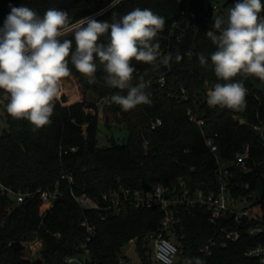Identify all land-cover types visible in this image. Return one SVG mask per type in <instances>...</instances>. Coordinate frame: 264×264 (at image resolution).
I'll return each mask as SVG.
<instances>
[{"label": "trees", "instance_id": "obj_1", "mask_svg": "<svg viewBox=\"0 0 264 264\" xmlns=\"http://www.w3.org/2000/svg\"><path fill=\"white\" fill-rule=\"evenodd\" d=\"M110 3L111 0H0V27L10 12V5L30 7L41 16L49 8L65 10L75 22L99 13ZM261 3L264 4V0ZM137 7L150 8L165 19L164 29L156 38L160 50L164 51L157 63L164 55H173V60L168 65L160 64L158 70L142 62H132L136 69L132 85L139 84L143 77L150 104L123 110L112 102L111 97L126 95L127 90L106 85V73L98 58L95 60L97 72L91 78L93 82L89 83V78L76 71L69 57L71 75L83 90L82 100L63 104L62 96L55 102L51 124L36 131L27 120L14 119L5 110L6 125L0 133V182L16 191L58 187L62 195L40 216L38 194L20 203L0 194V262L27 264L18 258V241L38 233L44 248L38 260L31 264H67L65 256L81 251L85 229L79 219L86 213L95 228L89 242L87 264H122L119 258L131 240L136 242L141 264H151L152 249L147 235L161 228L163 210L150 207L130 208L120 214L107 211L101 219L97 212H83L70 196V189L98 198L119 185L138 187L152 182L176 185L183 179L193 189L209 190L215 187V161L205 144L206 136L214 137L220 153L228 158H234L248 143L256 160L264 159V141L259 133L264 126V81L254 76L234 78L233 82L242 81L248 90L247 106L242 112L210 107L208 91L216 83H223L215 76L210 59L217 49L206 32L213 29L199 16L196 27H186L183 31L176 29L170 34L182 7L180 0H122L115 8H106L102 15H96V19L109 21L113 12L123 15ZM260 15L264 16V10ZM67 38L72 39L74 51L73 35L69 34ZM101 42L106 44L107 37H101ZM177 52L182 56L179 62L174 59ZM199 54L206 57V65L200 64ZM161 77L165 78V86L160 85ZM182 88L187 98H181ZM89 90L104 100L106 125L109 126L108 113H111L127 130L123 143L99 146L98 106L87 98ZM6 95L0 90V108H6ZM188 111L203 118V126L190 120ZM155 118H160L162 124L152 128L150 123ZM61 171L73 175V184L62 179ZM255 176L256 173L243 177L254 181ZM172 210L175 221L164 234L178 245L175 264H183L186 257H199L205 264H259L257 259L246 256L245 251L261 242V237L249 236L242 230L238 240L207 254L200 248L219 228L209 221V212L199 206L190 210L180 206Z\"/></svg>", "mask_w": 264, "mask_h": 264}, {"label": "clouds", "instance_id": "obj_2", "mask_svg": "<svg viewBox=\"0 0 264 264\" xmlns=\"http://www.w3.org/2000/svg\"><path fill=\"white\" fill-rule=\"evenodd\" d=\"M122 0H111L108 8H115ZM10 7L3 27H0V90L6 93L7 113L18 120H27L33 131L51 124L55 102L61 95V82L71 75V64L82 76L89 78L97 72L96 58L106 73V85L127 90L116 94L112 102L125 111L138 105L150 104L146 85H132L136 69L132 62H142L158 70L168 65L172 53L161 56L156 39L165 26V19L150 8L137 7L126 14L112 13L109 21H99L96 15L85 16L72 22L65 10L49 8L41 16L27 6ZM264 10L261 0H236L228 10L227 18L216 15L207 37L216 46L211 54L216 83L207 93V104L236 112L246 108L247 89L242 81L233 82L239 75L254 76L264 81ZM72 34L75 41L68 39ZM107 37V43L101 37ZM202 66L208 63L199 54ZM176 62L182 56L177 52ZM155 258L161 264H175L177 248L169 241L154 246ZM183 264H205L199 257L184 258Z\"/></svg>", "mask_w": 264, "mask_h": 264}, {"label": "built area", "instance_id": "obj_3", "mask_svg": "<svg viewBox=\"0 0 264 264\" xmlns=\"http://www.w3.org/2000/svg\"><path fill=\"white\" fill-rule=\"evenodd\" d=\"M180 1L182 7L178 18L173 23L170 34H173L176 29L183 31L186 27H196L199 16L203 17L208 27L219 33V30L214 29L212 25L214 16L225 17L220 6L211 5L206 0ZM197 1L199 6H195ZM163 52L161 49V56ZM165 84V78L161 77L160 85L165 86ZM181 98H187L184 88L181 89ZM188 117L198 126H203L204 119L198 117L194 112L188 111ZM161 124L160 118H155L150 123L152 128ZM259 133L264 141V126L260 128ZM205 144L214 155L215 161L213 168L215 187L209 190L193 189L187 186L183 179H179L176 185L161 182H152L138 187L119 185L109 192H104L98 198H94L84 191L78 193L70 189V196L83 212H97L101 219L105 218L107 211L120 214L127 212L130 208L158 207L163 210L164 216L160 221L161 228L147 235L150 244H152V257L154 259H156L154 255L155 244L165 240L177 248L176 258L178 256V245L164 234V231H168L175 221L172 209L180 206L188 210L197 206L204 207L209 212V221L218 225L219 228L203 243L200 248L201 251L210 254L216 248L226 247L238 240L241 231L244 230L249 236L262 238L261 242L246 249L245 255L257 259L259 264H264V188L260 199L253 200L251 194L253 181L243 177L246 174H257V170L263 164L264 159L257 161L248 143L234 158L223 156L217 141L212 136L205 137ZM60 173L62 179L73 184L74 178L71 173L65 171ZM0 194L10 196L15 203H20L27 197L38 194L41 199L39 215L43 216L53 206L54 201L62 195V192L58 187L54 189L38 188L35 191H16L0 182ZM79 223L85 229L84 238L80 244L81 251L78 254L65 256L64 260L67 264H87L90 257L89 242L95 233L94 223L86 213L79 219ZM54 235L58 236L59 234L54 233ZM8 244L10 245L11 242ZM43 248L44 241L38 233H35L32 238H22L18 241L19 260L22 263L31 264L35 260L34 257L38 259L41 256ZM125 258L126 255L123 253L119 262L126 264ZM158 262L161 264L160 261ZM0 264L4 263L0 262Z\"/></svg>", "mask_w": 264, "mask_h": 264}, {"label": "rangeland", "instance_id": "obj_4", "mask_svg": "<svg viewBox=\"0 0 264 264\" xmlns=\"http://www.w3.org/2000/svg\"><path fill=\"white\" fill-rule=\"evenodd\" d=\"M211 5H218L220 6L225 14V18H227V12L231 9L235 1L234 0H206ZM195 6L198 5V1L195 2ZM83 97V90L78 82V80L73 76L70 75L67 78H64L61 82V95L60 97H64L65 101H72L77 99L78 97ZM87 98L91 99V102H95L98 106V114H99V125H98V144L100 147L110 145L113 142L121 144L126 140L127 137V130L122 124H118L115 117L108 113V120L106 125V109H104V100L99 98L97 93L94 91L89 90L87 92ZM6 108H0V133L2 132L3 128L5 127V119L4 114ZM262 169L259 170L254 178L253 185L251 188L252 199L257 200L260 199L263 188H264V162L262 165ZM171 239V238H170ZM174 241L173 239H171ZM152 249V244H151ZM124 253L126 255L125 262L126 264H141L140 262V255L136 246L135 240H131L125 247ZM19 258V257H18ZM178 258V256H177ZM176 258V260H177ZM35 260H38L37 257H34ZM151 264H160L154 257H152Z\"/></svg>", "mask_w": 264, "mask_h": 264}, {"label": "crops", "instance_id": "obj_5", "mask_svg": "<svg viewBox=\"0 0 264 264\" xmlns=\"http://www.w3.org/2000/svg\"><path fill=\"white\" fill-rule=\"evenodd\" d=\"M61 98V97H60ZM59 98V99H60ZM89 99V98H88ZM79 100H82V95H81V97H78L77 99H74V100H72V101H64L63 102V104H71V103H73V102H75V101H79ZM89 100H91V99H89Z\"/></svg>", "mask_w": 264, "mask_h": 264}, {"label": "water", "instance_id": "obj_6", "mask_svg": "<svg viewBox=\"0 0 264 264\" xmlns=\"http://www.w3.org/2000/svg\"><path fill=\"white\" fill-rule=\"evenodd\" d=\"M209 91H210V90H209ZM209 91H208V92H209ZM241 122H244V119H243V118H241ZM85 131H86V126H84V133H86Z\"/></svg>", "mask_w": 264, "mask_h": 264}]
</instances>
